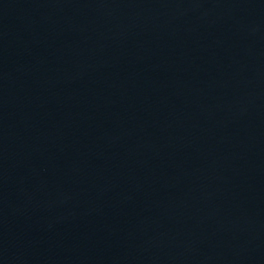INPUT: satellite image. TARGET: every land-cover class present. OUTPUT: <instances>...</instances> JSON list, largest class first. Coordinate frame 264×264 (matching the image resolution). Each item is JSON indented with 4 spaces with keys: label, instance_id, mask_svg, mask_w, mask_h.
Returning a JSON list of instances; mask_svg holds the SVG:
<instances>
[{
    "label": "water",
    "instance_id": "95a60500",
    "mask_svg": "<svg viewBox=\"0 0 264 264\" xmlns=\"http://www.w3.org/2000/svg\"><path fill=\"white\" fill-rule=\"evenodd\" d=\"M0 264H264V0H0Z\"/></svg>",
    "mask_w": 264,
    "mask_h": 264
}]
</instances>
